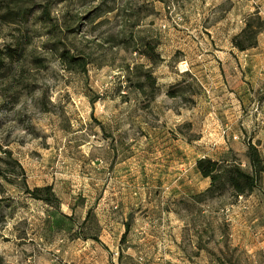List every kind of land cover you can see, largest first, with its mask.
I'll return each mask as SVG.
<instances>
[{
  "label": "rangeland",
  "instance_id": "374dc122",
  "mask_svg": "<svg viewBox=\"0 0 264 264\" xmlns=\"http://www.w3.org/2000/svg\"><path fill=\"white\" fill-rule=\"evenodd\" d=\"M147 1L133 26L129 0H54L74 31L32 19L41 35L0 69V264H264V173L250 194L196 197L199 158L250 170L251 141L264 160V31L232 44L264 0ZM99 4L114 9L94 17ZM18 33L0 22V48ZM45 185L51 203L24 190Z\"/></svg>",
  "mask_w": 264,
  "mask_h": 264
},
{
  "label": "trees",
  "instance_id": "16d2710c",
  "mask_svg": "<svg viewBox=\"0 0 264 264\" xmlns=\"http://www.w3.org/2000/svg\"><path fill=\"white\" fill-rule=\"evenodd\" d=\"M135 9L129 11V16L134 20L132 25L135 26L141 19L140 11L145 9V15L150 14V2L147 0H129ZM54 0H0V22L15 25V30L19 33L12 36L11 42L5 44L0 48V69L6 63L14 60L22 59L25 49L32 43L35 36L41 35V32L35 28H30V23L34 19V23H38L43 28L48 27L45 33H54L53 36H58L63 31H74L67 26V13L62 15H54L53 12ZM102 4L95 6L92 9L94 17L101 16L102 13L114 9L112 7L107 10L103 9ZM150 9V10H149ZM37 14L36 18L33 16ZM63 20V23L61 22ZM31 29V30H30ZM41 30V29H40ZM264 31V17L260 14L259 10H255L248 14L245 18L243 27L233 35L232 44L240 51L256 47L258 45V37ZM58 39V38H57ZM61 39V37H59ZM59 40L56 42L58 43ZM141 44L137 49L148 58L154 57L161 59L156 52V44L147 39H138ZM59 57L65 68L68 70L85 71L87 59L84 56L71 52L67 48L61 49L59 46ZM39 61L38 58H36ZM35 59V60H36ZM40 63V62H38ZM145 80H138L136 85L138 89H144L147 86L144 83L152 86L155 84L154 78L151 73H145ZM146 81V82H145ZM144 82V83H143ZM152 89V88H151ZM177 88L173 86L168 90L170 96L177 95ZM7 159L5 162L11 161L9 150H4ZM246 155L248 157L250 170L242 168L236 158L229 159H214L208 156L199 158L196 161V168L203 177L210 179L209 186L197 198H206L220 196L225 190H230L234 196L250 194L261 186V180L264 173V160L257 145L249 141L247 143ZM0 175L8 179V175L0 170ZM25 192L31 196L41 199L47 203L55 201L56 194L53 191L52 185H45L42 187L24 188ZM100 241L97 236L93 237Z\"/></svg>",
  "mask_w": 264,
  "mask_h": 264
}]
</instances>
